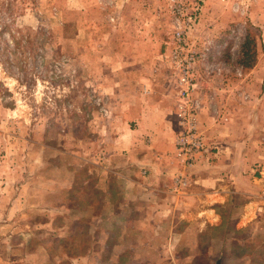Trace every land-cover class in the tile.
Here are the masks:
<instances>
[{"label": "rangeland", "instance_id": "obj_1", "mask_svg": "<svg viewBox=\"0 0 264 264\" xmlns=\"http://www.w3.org/2000/svg\"><path fill=\"white\" fill-rule=\"evenodd\" d=\"M32 1L14 8L11 29L26 44L17 64L0 23V264H264L263 221L235 228L240 196L202 231L193 216L127 214L118 203L110 215L106 182L116 180L99 168L140 103L173 105L167 50L178 2L195 13L187 40L199 55L193 97L207 149L196 163L218 151L202 106L206 123L221 120L223 142L238 124L264 141V0ZM18 27L28 29L22 37Z\"/></svg>", "mask_w": 264, "mask_h": 264}, {"label": "crops", "instance_id": "obj_2", "mask_svg": "<svg viewBox=\"0 0 264 264\" xmlns=\"http://www.w3.org/2000/svg\"><path fill=\"white\" fill-rule=\"evenodd\" d=\"M173 84L172 107L153 98L148 105L140 103L141 109H136L133 124L123 125V131L116 139L119 144L112 149L118 150L110 148L104 153V161L99 168L105 177L111 176L116 180V184L109 180L106 182L109 197L104 196V213L111 215L121 209L122 213L140 214L147 209L143 213L147 216L172 214L187 222L193 216L191 223L202 231L206 226L221 225L223 214L217 211V207L220 208L233 196H240L246 202L241 211H231L240 220L239 224L236 221L235 228L239 225L254 226L258 220H262L264 226V141L253 139L254 129H249L246 124L239 127L238 124L235 133L233 126L230 128L233 138L223 142L221 120L216 124L213 121L206 123V106H202L199 120L214 138L211 142L218 151L205 157L206 149L202 159L186 175L188 186L177 192L173 190V177L180 171L174 147L179 126L175 82ZM202 121H205V126ZM239 147L241 151H238ZM116 157L118 164L114 163ZM257 165V171L250 175L249 170ZM234 166L239 171L233 170ZM142 199L147 208L142 207ZM191 202L193 208L187 206ZM114 203H118L115 210L112 207Z\"/></svg>", "mask_w": 264, "mask_h": 264}, {"label": "built area", "instance_id": "obj_3", "mask_svg": "<svg viewBox=\"0 0 264 264\" xmlns=\"http://www.w3.org/2000/svg\"><path fill=\"white\" fill-rule=\"evenodd\" d=\"M174 10L179 25L174 26L169 37L170 49L167 50V58L175 82L176 117L179 126L174 147L176 157L185 170L199 160L206 146L198 126L200 103L193 97L196 87V62L199 55L187 40L195 21V13L183 2H178ZM187 183L183 171L174 177L175 190L184 188Z\"/></svg>", "mask_w": 264, "mask_h": 264}, {"label": "trees", "instance_id": "obj_4", "mask_svg": "<svg viewBox=\"0 0 264 264\" xmlns=\"http://www.w3.org/2000/svg\"><path fill=\"white\" fill-rule=\"evenodd\" d=\"M17 0H0V23L1 25H3L5 27V31L6 33H8V37L11 38V42H12V46L10 48V46H8V44H6V46L4 47V49L7 51V54L9 56H7V61L12 65V62L14 61V63H18L17 61L20 60V51L24 52L22 47H25L26 44H24L22 46L21 41L16 40L15 37V32H12L11 26L13 24L16 23L17 21V15L15 14L14 8L16 5ZM33 7L32 9H35L37 6V0H33ZM26 29V31L28 30L27 28H23L21 29L20 27L17 28L16 33H20V36L22 37L24 35V30ZM1 32V31H0ZM26 36V34H25ZM248 35L245 37V42L242 44V48H241V53L243 57H250V53L249 50L246 48V42L248 41ZM25 42H29V40L25 39ZM9 47V49H8ZM20 49V50H17ZM253 62V61H252ZM252 63L251 62H246L244 63L245 66H250ZM18 70H21L23 73L25 72V68L22 65H18ZM25 75V73H24Z\"/></svg>", "mask_w": 264, "mask_h": 264}, {"label": "water", "instance_id": "obj_5", "mask_svg": "<svg viewBox=\"0 0 264 264\" xmlns=\"http://www.w3.org/2000/svg\"><path fill=\"white\" fill-rule=\"evenodd\" d=\"M215 264H221L220 258L215 261Z\"/></svg>", "mask_w": 264, "mask_h": 264}, {"label": "bare ground", "instance_id": "obj_6", "mask_svg": "<svg viewBox=\"0 0 264 264\" xmlns=\"http://www.w3.org/2000/svg\"><path fill=\"white\" fill-rule=\"evenodd\" d=\"M251 215V213H248V216H250Z\"/></svg>", "mask_w": 264, "mask_h": 264}]
</instances>
